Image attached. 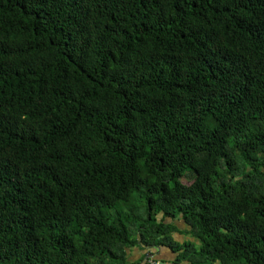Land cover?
Masks as SVG:
<instances>
[{"label":"trees","instance_id":"obj_1","mask_svg":"<svg viewBox=\"0 0 264 264\" xmlns=\"http://www.w3.org/2000/svg\"><path fill=\"white\" fill-rule=\"evenodd\" d=\"M139 244L264 264V0H0V264Z\"/></svg>","mask_w":264,"mask_h":264},{"label":"crops","instance_id":"obj_2","mask_svg":"<svg viewBox=\"0 0 264 264\" xmlns=\"http://www.w3.org/2000/svg\"><path fill=\"white\" fill-rule=\"evenodd\" d=\"M162 220V215L157 216V221ZM163 222L166 224H172L175 228L170 233L171 238L176 243H183L186 241H196L189 233L190 226L179 215L176 218H164ZM197 242V241H196ZM152 252L155 260L158 264H190L187 260H177L178 252H175L168 245H155L151 247H145L137 245L127 250L128 260L135 262L136 264H142L146 252Z\"/></svg>","mask_w":264,"mask_h":264},{"label":"built area","instance_id":"obj_3","mask_svg":"<svg viewBox=\"0 0 264 264\" xmlns=\"http://www.w3.org/2000/svg\"><path fill=\"white\" fill-rule=\"evenodd\" d=\"M142 264H158V263L155 260L153 253L148 251L145 254L144 261Z\"/></svg>","mask_w":264,"mask_h":264},{"label":"rangeland","instance_id":"obj_4","mask_svg":"<svg viewBox=\"0 0 264 264\" xmlns=\"http://www.w3.org/2000/svg\"><path fill=\"white\" fill-rule=\"evenodd\" d=\"M191 180H192V177L189 176V175H187L186 177H184V178L181 179L182 183L185 184V185H189V184H191ZM137 202H138V204H140V203H139V199L136 201V203H137ZM140 202H141V201H140ZM142 202H143V201H142Z\"/></svg>","mask_w":264,"mask_h":264}]
</instances>
